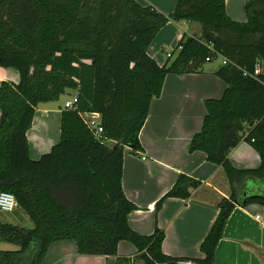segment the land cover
<instances>
[{"label":"trees","instance_id":"16d2710c","mask_svg":"<svg viewBox=\"0 0 264 264\" xmlns=\"http://www.w3.org/2000/svg\"><path fill=\"white\" fill-rule=\"evenodd\" d=\"M243 11L247 21L239 23L226 15L224 0H177L169 15L136 0H0V67L19 76L0 83V193L12 194L33 223H0V243L18 247L0 250V264H41L49 245L65 240L80 255L114 257L127 241L143 264L185 262L162 253L161 230L143 236L129 227L137 208L122 190V153L141 149L139 132L166 76L202 72L220 55L227 63L214 74L226 88L221 98L204 100L202 128L188 145L189 153L200 151L222 167L230 186L200 244L202 259L191 260L214 264L234 208L264 207V0L246 1ZM169 21L197 23L201 36L183 35L176 56L160 67L147 50ZM67 90L77 97L76 110L62 111L58 143L30 159L26 133L36 107ZM79 112L99 114L111 145L92 136ZM241 142L259 155L258 168L230 164ZM199 185L179 175L156 211L168 198L188 199Z\"/></svg>","mask_w":264,"mask_h":264},{"label":"crops","instance_id":"0c3cea01","mask_svg":"<svg viewBox=\"0 0 264 264\" xmlns=\"http://www.w3.org/2000/svg\"><path fill=\"white\" fill-rule=\"evenodd\" d=\"M136 1L163 15H169L177 2ZM246 1L224 0L226 15L235 22H246L243 11ZM183 35L198 38L201 26L169 21L156 34L147 50L148 56L158 66H163L167 61L166 53L172 55L174 52L170 59L176 56V47ZM215 61L204 66L199 73L168 74L160 96L151 101L148 116L139 132L141 149L124 148L122 153V190L137 208L128 216L129 227L143 236L151 235L156 228L161 230L164 234L162 253L185 262L202 259L200 244L218 215L219 203L228 199L230 193L222 167L208 162L200 151L188 152L191 138L202 128L206 113L204 100L221 98L226 88L214 74L219 65L214 66ZM18 79L15 70L0 67V83H17ZM67 96L73 97L74 93L65 91L55 102L41 103L36 107L31 128L26 133L30 159L38 160L58 143L60 116L69 100L65 98L62 106L56 107L55 104ZM50 129H55L53 135L49 134ZM228 159L239 170L256 169L261 162L256 151L246 142L232 149ZM181 174L199 181V187L191 191L188 199L164 200L156 211L157 202ZM255 216L264 220L263 206L250 204L234 208L216 247L214 264H264V226L255 220ZM116 258L129 259L131 264L137 261L143 264L137 258L136 248L127 241L119 242L116 256L103 257L78 254L72 240L50 244L41 264H116Z\"/></svg>","mask_w":264,"mask_h":264},{"label":"built area","instance_id":"2783aa9c","mask_svg":"<svg viewBox=\"0 0 264 264\" xmlns=\"http://www.w3.org/2000/svg\"><path fill=\"white\" fill-rule=\"evenodd\" d=\"M179 49L180 48H178V50ZM217 56H218L217 59L219 58L220 60H222L221 62L222 65H225L227 63L226 59L222 58L220 55H217ZM166 57L171 58L172 55L170 53H166ZM260 72H261V67L260 65L256 64L254 68V74L257 75ZM76 105H77V97L73 96L72 100L65 103L63 108L64 110H74L75 111L77 107ZM79 116L82 118L86 127L88 128V130L90 131V133L95 139L102 141V143L111 145L110 141L102 137L103 129L101 126L99 114L91 113V112H85V113L79 112ZM18 208H19L18 203L12 194L7 193V192L0 193V213L13 212ZM255 220L259 222L262 226H264V220L261 219L260 216H255ZM182 264H193V263L191 261H186V262H183Z\"/></svg>","mask_w":264,"mask_h":264},{"label":"rangeland","instance_id":"374dc122","mask_svg":"<svg viewBox=\"0 0 264 264\" xmlns=\"http://www.w3.org/2000/svg\"><path fill=\"white\" fill-rule=\"evenodd\" d=\"M222 60H220L219 58L216 59V61L213 63V65H218L221 64ZM209 65V63L205 64V66ZM67 93H73L70 90H67ZM75 96V95H74ZM65 98L69 101L72 100V96H67V97H63L60 102L58 104H55V106H59V104H61V106L64 104ZM52 107H54L53 105H51ZM55 129H50L49 134L53 135L54 134ZM253 188L256 189V187L254 186ZM0 223L2 224H15L18 227L24 228V229H31L33 227V223L32 221L28 218V216L20 209H16L13 212H3L0 213ZM3 249H10V250H17L18 247L14 246V245H4V244H0V250ZM7 250V251H10ZM136 264H141L140 261H137Z\"/></svg>","mask_w":264,"mask_h":264}]
</instances>
